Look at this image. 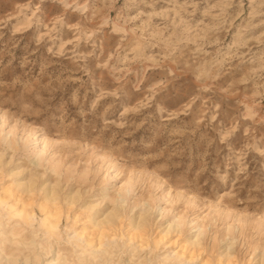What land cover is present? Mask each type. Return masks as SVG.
I'll list each match as a JSON object with an SVG mask.
<instances>
[{
	"label": "rangeland",
	"instance_id": "1",
	"mask_svg": "<svg viewBox=\"0 0 264 264\" xmlns=\"http://www.w3.org/2000/svg\"><path fill=\"white\" fill-rule=\"evenodd\" d=\"M29 177L83 220L129 182V222L264 263V0H0V184Z\"/></svg>",
	"mask_w": 264,
	"mask_h": 264
},
{
	"label": "bare ground",
	"instance_id": "2",
	"mask_svg": "<svg viewBox=\"0 0 264 264\" xmlns=\"http://www.w3.org/2000/svg\"><path fill=\"white\" fill-rule=\"evenodd\" d=\"M47 145V138L40 139L35 151L37 162L43 160ZM48 162L53 171L59 167L55 160ZM20 173L21 170L12 171L10 175L17 177ZM56 187V184L37 185L33 177L12 179L8 185L0 184V264H119L129 248L130 253L145 250L149 254L157 253L156 258L152 256L149 260L155 264H239L230 248H225L214 259L199 258L203 250V228L196 236L188 235L179 242H170L167 235L173 227L181 232L183 223L180 218L156 235H153V224L147 211L129 222L130 216L122 205L130 192L129 182L120 186L117 196L106 197L112 206L104 215L97 217V210L94 211L91 205L79 208V211H87L84 220L78 218V211H71L78 200L77 195L61 197ZM36 196L38 200L34 199ZM33 202L39 215L34 212ZM23 232L29 234L22 235ZM5 244L10 247L19 244L30 252L18 260L5 251L8 248ZM50 246L54 249L51 250ZM51 251L53 254L47 255ZM50 256L51 259L47 260ZM130 256L133 258L134 255ZM132 264H144V261L135 260Z\"/></svg>",
	"mask_w": 264,
	"mask_h": 264
},
{
	"label": "clouds",
	"instance_id": "3",
	"mask_svg": "<svg viewBox=\"0 0 264 264\" xmlns=\"http://www.w3.org/2000/svg\"><path fill=\"white\" fill-rule=\"evenodd\" d=\"M219 179H220V180H226L227 177H226V176H220Z\"/></svg>",
	"mask_w": 264,
	"mask_h": 264
}]
</instances>
